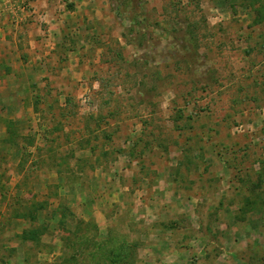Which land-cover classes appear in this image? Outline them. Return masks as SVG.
<instances>
[{"label":"rangeland","instance_id":"rangeland-1","mask_svg":"<svg viewBox=\"0 0 264 264\" xmlns=\"http://www.w3.org/2000/svg\"><path fill=\"white\" fill-rule=\"evenodd\" d=\"M249 2L91 0L53 45L54 16L18 23L0 0V29L47 31L9 85L22 108L0 112V264H87L97 233L118 264H264V19Z\"/></svg>","mask_w":264,"mask_h":264},{"label":"crops","instance_id":"crops-1","mask_svg":"<svg viewBox=\"0 0 264 264\" xmlns=\"http://www.w3.org/2000/svg\"><path fill=\"white\" fill-rule=\"evenodd\" d=\"M20 1L27 2V8L25 6L24 9H21L18 3ZM74 1L75 3L65 5V3H60L61 0H14L13 13L7 12V16L16 19L18 23L26 19L38 20V18H51L54 16L56 21L53 22L51 20V32H48V36L53 40L52 44L55 45L57 39L60 37L61 29L69 27L68 21L70 18L73 19L78 17V15H83V12L91 8L83 7V5L88 4L91 0ZM18 23L16 26L9 25L4 29H0V112L5 107L10 112L17 107L22 108L16 103V98L11 97L12 91L9 89V85L13 81L12 77H15L18 69L21 70L24 68L26 57L30 55L31 58L32 53L35 52L33 51L34 48L39 49V56H41V52L44 50V46L42 47L43 43L38 44L36 37L42 34V32L44 33L43 35H47V31L44 32L41 28H33L29 24L20 26ZM35 24L37 25V23ZM5 97L7 101L3 102L6 99ZM4 131L6 130L4 129ZM56 176L58 177L57 173ZM22 256L25 257V254Z\"/></svg>","mask_w":264,"mask_h":264},{"label":"trees","instance_id":"trees-1","mask_svg":"<svg viewBox=\"0 0 264 264\" xmlns=\"http://www.w3.org/2000/svg\"><path fill=\"white\" fill-rule=\"evenodd\" d=\"M250 1L248 4V6H250L251 10H255L258 15H261V19L257 18V20H263L264 19V0H248ZM263 1V4L261 5L260 2ZM244 2V0H243ZM244 4V3H243ZM24 218L29 220L30 222L33 220V218L35 217H31V220L28 218L29 215H26V214H23ZM29 231L31 230H28L26 229V231H24V235L27 234V232L29 233ZM97 236H88L86 235L85 238H84V246H89V247H96L101 255V258L103 257V254L104 256L106 255L107 257H103V259L105 260V258L108 259V262H104L103 260V264H118V263H122V261L126 260V256L122 253V252H118L117 254L114 252L113 249H109V247L107 246V243L110 241V236L108 235H100L99 233L95 234ZM26 236V235H25ZM24 236V237H25ZM20 237H23V235H20ZM28 237V235L26 236ZM25 237V238H26ZM28 240V238H26ZM82 248V247H80ZM80 251V249H79ZM98 253H94L93 252H87L86 253V256L88 258V260L90 261L89 263L87 264H92L91 261H94V259H96ZM113 253V254H112ZM73 257L76 258V254H72ZM68 259V258H67Z\"/></svg>","mask_w":264,"mask_h":264}]
</instances>
